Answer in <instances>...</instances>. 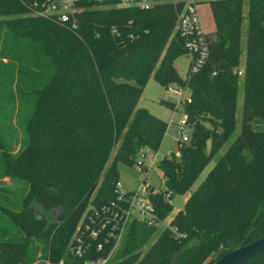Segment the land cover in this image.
<instances>
[{
  "label": "trees",
  "instance_id": "16d2710c",
  "mask_svg": "<svg viewBox=\"0 0 264 264\" xmlns=\"http://www.w3.org/2000/svg\"><path fill=\"white\" fill-rule=\"evenodd\" d=\"M207 3L208 57L182 79L173 61L187 55L175 30L186 0L149 9L79 0L76 28L31 15L29 0H0V110L10 108L0 123V264H66L67 247L82 252L68 255L72 264L109 255L107 264H212L264 237V0H247L245 15L244 0ZM150 79L190 98L189 142L156 163L165 191L148 193L161 220L173 211L165 195L187 194L229 144L168 227L132 220L113 250L119 166L133 170L145 150L156 153L168 128L137 107ZM244 264H264V254Z\"/></svg>",
  "mask_w": 264,
  "mask_h": 264
},
{
  "label": "built area",
  "instance_id": "2783aa9c",
  "mask_svg": "<svg viewBox=\"0 0 264 264\" xmlns=\"http://www.w3.org/2000/svg\"><path fill=\"white\" fill-rule=\"evenodd\" d=\"M79 0H29L31 5V15L37 17H48L56 19L62 23H68L71 27L76 28L78 21L75 18V14L81 11L77 7ZM119 6L122 7H137L141 9H149L156 4H160L165 0H118ZM176 32L183 39L184 49L187 55L191 56V60L188 64L187 71L189 74H196L204 65L208 57V40L205 36L206 33L203 32L200 24V19L198 15L197 5L195 0H186L185 7L181 14L178 16L176 23ZM238 76H242V69L238 72ZM166 91L180 94L182 91L175 85H170L166 88ZM190 103V98L183 100H177L175 103V108L178 106H183L184 104ZM188 128L186 124V117L182 113V117L176 122L175 131L173 138L177 142L178 146H182L189 142L190 136L185 133ZM175 157L179 158L180 154L177 151ZM144 163L141 159L133 167L135 173L143 174ZM148 187L145 188V191ZM116 195L117 201L112 203L110 206L115 210L113 213L114 218L112 221L116 223L115 233L110 234V237L114 240V249L117 248L121 241L122 235L126 230L127 224L134 220L140 223H144L149 227L160 228V226L165 225L164 228L168 227V223L165 224L166 220H161L157 213L155 207L149 201L148 193H132L127 191L120 183L116 184ZM165 200L169 201V195H165ZM120 215V220L117 221V217ZM104 227V224L102 225ZM163 228V229H164ZM173 232L175 229L171 228ZM90 236L92 238L97 237V233L91 231ZM101 247L98 246V249ZM77 258L82 257V252L80 247L75 251L71 252ZM110 255L106 258L96 259L91 261H84L81 264H107Z\"/></svg>",
  "mask_w": 264,
  "mask_h": 264
},
{
  "label": "rangeland",
  "instance_id": "374dc122",
  "mask_svg": "<svg viewBox=\"0 0 264 264\" xmlns=\"http://www.w3.org/2000/svg\"><path fill=\"white\" fill-rule=\"evenodd\" d=\"M197 2V10L198 15L200 19V24L203 32L206 34H210L214 32V23L212 19V15L210 12L209 5L207 3V0H195ZM245 1V8H246V2ZM104 5L101 6H92V8H101ZM244 30L242 34V40H241V47L244 50L245 49V30H246V22L243 24ZM191 56L190 55H183L177 57L173 61V66L179 75L180 78L184 79L186 77L188 64L190 62ZM242 59H244V55L242 56ZM242 76L238 80V93H237V108H236V132L233 136L237 134L239 128H240V122H241V106H242V99H243V91H242ZM189 98V92L187 90H182L180 94H176L173 92L166 91L163 87L158 85L156 82H154L152 79H150L144 90L143 93L139 99V102L137 104L138 108H145L151 115L163 120L168 124L167 131L163 137V140L161 142V145L156 153L148 151L147 153H142L140 155V159L144 162V166L148 169L147 173L139 174L135 173L132 169H129L125 166H119L118 170V183H120L127 191L132 193H149L151 190H154L156 192H164L165 187L162 182V175L159 172V170L156 167V163L161 160L163 157L168 156L170 153H176L178 151V145L175 139L173 138L176 122L182 117V109L183 106H178L177 108L172 107L171 109L167 107L165 104H160V101H168L170 103H176L177 100H180L182 102L183 100H186ZM10 108L6 107L5 110H0V117H1V124H5L9 117ZM13 125V123H12ZM12 133H15V137L19 140L22 138V131L19 128L18 125H13L12 127ZM192 132V128L188 127L185 130V133L190 136ZM232 140V139H231ZM229 143H226L221 151L215 156V158L205 167V169L202 171V173L199 175L197 180L194 182L193 186L189 190V192L185 195H175L172 196L171 199H169L170 204L173 207V211L168 219H166L165 224L169 222L172 216L176 214L178 211H180L183 208L184 202L189 197V195L196 190V188L199 186V184L205 179V177L208 175L209 171L214 167L216 160L219 158V156L226 150ZM18 149V144L15 147V151ZM144 177L146 178L145 184L143 183ZM2 183H4L6 186L17 189L20 187L19 184H16L15 182L9 181L7 178L2 180ZM148 187V190L145 191V188ZM32 212L36 215H39L40 211L38 210V206H32ZM165 225L160 226L159 230H162ZM155 237H153L154 239ZM119 246V244H118ZM117 246V247H118ZM72 254L67 247L65 250V263L66 264H72V260L68 257V255Z\"/></svg>",
  "mask_w": 264,
  "mask_h": 264
},
{
  "label": "water",
  "instance_id": "95a60500",
  "mask_svg": "<svg viewBox=\"0 0 264 264\" xmlns=\"http://www.w3.org/2000/svg\"><path fill=\"white\" fill-rule=\"evenodd\" d=\"M150 191V193H152ZM264 254V237L251 243L242 244L212 264H244Z\"/></svg>",
  "mask_w": 264,
  "mask_h": 264
},
{
  "label": "crops",
  "instance_id": "0c3cea01",
  "mask_svg": "<svg viewBox=\"0 0 264 264\" xmlns=\"http://www.w3.org/2000/svg\"><path fill=\"white\" fill-rule=\"evenodd\" d=\"M246 14V8L244 7V15ZM244 28V26L242 27V34H243V29ZM245 32H246V30H245ZM205 33V32H204ZM191 60V59H190ZM6 62V60H4V63ZM148 151L147 150H145V153H147ZM144 163V162H143ZM152 191V190H151ZM154 191V190H153Z\"/></svg>",
  "mask_w": 264,
  "mask_h": 264
}]
</instances>
